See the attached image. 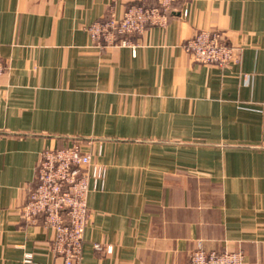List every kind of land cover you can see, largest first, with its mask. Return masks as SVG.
Here are the masks:
<instances>
[{"label": "crops", "instance_id": "0c3cea01", "mask_svg": "<svg viewBox=\"0 0 264 264\" xmlns=\"http://www.w3.org/2000/svg\"><path fill=\"white\" fill-rule=\"evenodd\" d=\"M155 2L0 0V264H62L21 211L42 151L74 140L107 167L81 264H189L198 246L264 264V0H176L133 46L93 44L88 25ZM203 29L240 61H195Z\"/></svg>", "mask_w": 264, "mask_h": 264}, {"label": "built area", "instance_id": "2783aa9c", "mask_svg": "<svg viewBox=\"0 0 264 264\" xmlns=\"http://www.w3.org/2000/svg\"><path fill=\"white\" fill-rule=\"evenodd\" d=\"M154 4H131L120 17L111 15L88 25L93 44L104 48L108 45L133 46L129 36L142 33L147 26L165 27L175 9L176 0H155ZM188 14V8L183 9ZM183 47L201 64L229 66L240 61L239 47L227 42L219 30H199L187 39ZM5 64L0 56V75ZM93 139L87 140L92 145ZM107 167L96 161L91 148L81 140H74L64 147L45 148L37 164L35 182L22 208V217L29 223L42 218L47 228L55 231L52 241L54 254L62 264H81L84 232L90 216L88 196L91 190L103 188ZM97 250L112 251V246L96 243ZM32 253L25 255L31 261ZM189 264H246L243 250H210L196 247Z\"/></svg>", "mask_w": 264, "mask_h": 264}]
</instances>
